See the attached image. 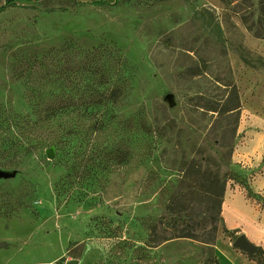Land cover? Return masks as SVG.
<instances>
[{
    "label": "rangeland",
    "instance_id": "374dc122",
    "mask_svg": "<svg viewBox=\"0 0 264 264\" xmlns=\"http://www.w3.org/2000/svg\"><path fill=\"white\" fill-rule=\"evenodd\" d=\"M260 61L264 0L5 7L0 264H231L235 253L261 262L232 247L241 233L264 247V156L246 149L252 131L264 132ZM86 63L109 84L82 68L59 77ZM72 80L85 89L70 90ZM111 86L115 104H99L90 118L79 111ZM236 105L238 114L227 112ZM207 173L229 177L222 201L239 200L230 205L235 230L222 205L218 215L209 209ZM174 194L177 220L166 210Z\"/></svg>",
    "mask_w": 264,
    "mask_h": 264
},
{
    "label": "trees",
    "instance_id": "16d2710c",
    "mask_svg": "<svg viewBox=\"0 0 264 264\" xmlns=\"http://www.w3.org/2000/svg\"><path fill=\"white\" fill-rule=\"evenodd\" d=\"M1 1H4L3 3H1ZM30 1H36V0H0V14L1 12L5 9V7L11 5V4H15L17 2H30ZM66 49L68 48V46L65 47ZM65 49V50H66ZM64 50V51H65ZM93 53H97V50H94V52L90 53L91 55H93ZM244 58V57H242ZM244 61L246 63H249L248 59H244ZM262 66H264V62L260 61ZM82 68V71L86 70L87 75L90 76V78H95L98 77L100 81L99 86L104 88L105 86H107V84H109L108 79L106 78V76L104 74H99L98 70L99 67L97 64H93L92 63H86L83 64L81 67H79V65H76L75 69L69 65H66L64 68H61L58 72L60 74L59 77H64L66 80L70 79V75H68V73L70 72H74L76 73V76L81 72L83 73L80 69ZM84 74V73H83ZM77 78V77H76ZM70 90H84L85 86H82V83L80 81H70ZM119 88L116 87H109L107 88V91H95V95H93V97L97 96L99 100L101 101H97L94 98L88 99L86 101H83L81 104H78V108L79 111H82L84 113V115L87 118H90L92 116L93 110H96V108H98L99 104H115L118 101V93H119ZM236 94V92L234 93ZM235 100H237V96H235ZM108 102V103H106ZM66 105L68 107L70 106H74V103L69 100ZM58 109V108H57ZM238 110H239V106L236 105L233 108H228L227 112H235L236 114H238ZM232 152V151H231ZM230 152V154H231ZM229 177H227L226 175L220 177L217 174H208L207 173V178L206 180L209 181V185L212 188L211 191L214 194L213 197H210L208 200H210L211 202V208H209L212 211V207L215 209L216 214H220L221 211V205H222V200H223V194L225 191V185L226 182L228 181ZM181 200L179 197V194H174L171 197V200L169 201V203L166 206V210L169 214H171L173 216V218L175 220L180 219L181 218V214H183L181 211ZM178 237H188V235H183V234H179ZM257 255H259L263 260L261 262H257V264H264V251L262 252H258L256 253ZM248 256H252L251 254H248Z\"/></svg>",
    "mask_w": 264,
    "mask_h": 264
},
{
    "label": "crops",
    "instance_id": "0c3cea01",
    "mask_svg": "<svg viewBox=\"0 0 264 264\" xmlns=\"http://www.w3.org/2000/svg\"><path fill=\"white\" fill-rule=\"evenodd\" d=\"M247 134H249V133H247ZM249 137H250L249 138L250 143H249V146L246 147V149L252 150L255 155H258L259 157L262 158L264 156V132L258 131V130L252 131V133L249 134ZM238 201L239 200L232 201V200L229 199L228 202H227V206H226L227 210H228V214L227 215L229 216V218H231V223L228 221V216L225 214V211L223 209V203L225 201L222 203V213H224V215L226 216L227 224H228V226H230L229 228L232 229V230H235L236 228H238L239 225H240V222H241L234 215V212H233L232 208L230 207V205L234 206V204H238ZM260 237L264 238V235H260ZM258 246H260V245H258ZM260 247H262V246H260ZM262 249L264 250V247H262ZM235 256H236V258L231 261V264H254L253 262H250L248 259H246L243 255L235 253Z\"/></svg>",
    "mask_w": 264,
    "mask_h": 264
},
{
    "label": "water",
    "instance_id": "95a60500",
    "mask_svg": "<svg viewBox=\"0 0 264 264\" xmlns=\"http://www.w3.org/2000/svg\"><path fill=\"white\" fill-rule=\"evenodd\" d=\"M45 155L47 159L52 160L54 158V149L53 148L46 149ZM8 177L9 175L0 171V178H8ZM232 247L239 249L248 254L264 251L262 247L250 242L243 233H241L235 238V240L232 242Z\"/></svg>",
    "mask_w": 264,
    "mask_h": 264
},
{
    "label": "bare ground",
    "instance_id": "6f19581e",
    "mask_svg": "<svg viewBox=\"0 0 264 264\" xmlns=\"http://www.w3.org/2000/svg\"><path fill=\"white\" fill-rule=\"evenodd\" d=\"M228 196V194L226 195V197ZM228 198V197H227ZM227 200L225 199V202L223 203V209L225 211V214L227 215L228 214V210H227ZM228 216V215H227ZM228 221L231 223V218H229L228 216Z\"/></svg>",
    "mask_w": 264,
    "mask_h": 264
}]
</instances>
